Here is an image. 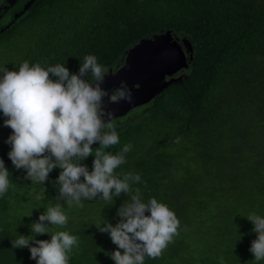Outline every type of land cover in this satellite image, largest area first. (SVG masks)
<instances>
[{"label":"trees","instance_id":"1","mask_svg":"<svg viewBox=\"0 0 264 264\" xmlns=\"http://www.w3.org/2000/svg\"><path fill=\"white\" fill-rule=\"evenodd\" d=\"M27 1L5 10L0 0V66L8 69L27 60L78 72L93 54L108 71L143 38L170 31L191 43L188 66L168 86L108 121L120 137L108 150L132 146L118 175L139 174L133 188L165 202L180 221L162 254L145 264H264L249 251L256 234L247 219L264 215V0H33L15 18ZM10 132L0 117V157ZM92 160L83 163L91 168ZM5 164L11 184L0 197V264H35L11 240L28 234L49 202L69 217L57 230L79 238L69 264H114L108 253L116 246L95 225L115 224L132 193L68 206L56 183L60 169L36 184Z\"/></svg>","mask_w":264,"mask_h":264},{"label":"clouds","instance_id":"2","mask_svg":"<svg viewBox=\"0 0 264 264\" xmlns=\"http://www.w3.org/2000/svg\"><path fill=\"white\" fill-rule=\"evenodd\" d=\"M107 74L93 54L84 57L78 72L70 71L65 63L44 66L27 60L13 69L0 66V117L11 129L5 139L10 146L6 155L36 184H44L54 168L60 169L56 183L68 206L82 207L84 201L98 196L112 202L121 193H132L118 209L120 219L115 224L102 219L95 226L116 246L108 253L114 264H145L146 257L162 254L180 221L165 202L156 197L145 199L140 188H133L141 182L139 174L117 173L132 146L125 144L115 153L108 150L120 137L108 122L113 113L107 102L132 103L133 95L125 81L111 91L102 87ZM94 142L99 147H92ZM89 155L93 156L91 168L83 163ZM10 184V170L0 157V197ZM44 208L29 233L19 234L11 244L26 247L35 264H69L79 238L69 230H57L68 224L65 206L49 202ZM247 219L256 234L249 251L259 262L264 260V215ZM40 234L48 238H37Z\"/></svg>","mask_w":264,"mask_h":264},{"label":"water","instance_id":"3","mask_svg":"<svg viewBox=\"0 0 264 264\" xmlns=\"http://www.w3.org/2000/svg\"><path fill=\"white\" fill-rule=\"evenodd\" d=\"M16 0H8L10 5ZM33 0L24 3L18 17L29 7ZM8 6H4L6 9ZM167 53V55H163ZM192 57V46L187 39L182 44L173 38L170 31L143 38L126 53L121 66L109 69L104 77L102 87L109 91L125 81L132 91L133 102L121 100L117 103L107 102V108L113 113L111 119L123 115L134 106L148 102L175 79L176 73L188 66ZM110 119V120H111ZM109 120V121H110ZM10 158L7 156L4 161Z\"/></svg>","mask_w":264,"mask_h":264},{"label":"flooded vegetation","instance_id":"4","mask_svg":"<svg viewBox=\"0 0 264 264\" xmlns=\"http://www.w3.org/2000/svg\"><path fill=\"white\" fill-rule=\"evenodd\" d=\"M6 5H7L8 7L10 6V4L8 3V0H7V4H4L2 7L4 8V6H6ZM8 7H7L6 9H5V8H4V9L7 10ZM0 11H1V8H0ZM1 18H2V15H1V13H0V19H1Z\"/></svg>","mask_w":264,"mask_h":264},{"label":"snow or ice","instance_id":"5","mask_svg":"<svg viewBox=\"0 0 264 264\" xmlns=\"http://www.w3.org/2000/svg\"><path fill=\"white\" fill-rule=\"evenodd\" d=\"M163 55H167V53H164Z\"/></svg>","mask_w":264,"mask_h":264}]
</instances>
